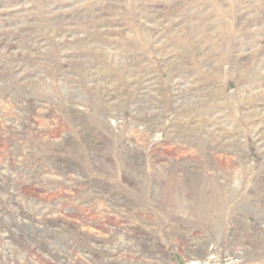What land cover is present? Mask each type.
Masks as SVG:
<instances>
[{
    "label": "rangeland",
    "instance_id": "obj_1",
    "mask_svg": "<svg viewBox=\"0 0 264 264\" xmlns=\"http://www.w3.org/2000/svg\"><path fill=\"white\" fill-rule=\"evenodd\" d=\"M0 264H264V0H0Z\"/></svg>",
    "mask_w": 264,
    "mask_h": 264
}]
</instances>
